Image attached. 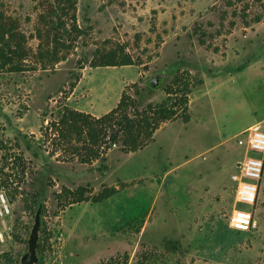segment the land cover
<instances>
[{
    "label": "rangeland",
    "instance_id": "374dc122",
    "mask_svg": "<svg viewBox=\"0 0 264 264\" xmlns=\"http://www.w3.org/2000/svg\"><path fill=\"white\" fill-rule=\"evenodd\" d=\"M69 1L73 8L0 0V16L26 37V60L16 61L22 71L0 69V162L10 149L27 166L23 194L8 196L14 231L0 247V264H20L28 250L31 198L41 181L37 264H101L124 255L128 264H264V181L256 227L240 233L228 222L230 176L244 153L236 137L264 125V0ZM49 4L64 10L52 15ZM107 53L132 64L95 66ZM168 70L189 71L196 82L189 123L170 122L144 149L113 148L92 164L56 151L45 129L66 109L100 117L125 93L140 108L162 103ZM122 184L131 186L99 204L62 210L57 198L64 188L98 194Z\"/></svg>",
    "mask_w": 264,
    "mask_h": 264
},
{
    "label": "trees",
    "instance_id": "16d2710c",
    "mask_svg": "<svg viewBox=\"0 0 264 264\" xmlns=\"http://www.w3.org/2000/svg\"><path fill=\"white\" fill-rule=\"evenodd\" d=\"M60 3L68 4L71 8L74 7L69 0H60ZM48 6L49 13L55 16L57 10H64L60 6L57 9L50 4ZM51 23V30H54L56 23L52 21ZM58 26L62 28L65 23L62 22ZM25 42L26 37L18 35L14 27L9 25L4 17L0 16V69L10 66L13 71H22L21 65L16 61L23 62L26 60L25 47H23ZM130 64H132L130 58L119 59L115 53L100 54L94 58L95 66H125ZM166 74L167 80L172 79L165 89L167 98L162 103L150 104L145 108H140L137 101L125 93L113 110L100 117L66 109L60 119L51 122L45 129L49 138H53L56 151L63 150L67 154L66 156H69V160L92 164L106 160L107 154L113 148H118L124 154H131L144 149L154 141L155 134L170 122L180 120L185 124L189 123L191 120L190 96L196 86L194 77L189 71L181 73L177 70H168ZM0 146L1 150L4 146L2 142H0ZM9 151L10 149L7 150L6 155L1 157L0 191H5L7 196L14 200L17 195L24 192L22 187L26 183L20 175L24 174L27 166L22 155L15 156L13 153L8 155ZM7 169L8 172H6ZM129 186L131 185L122 184L119 188H104L98 194H94L90 187H79L75 190L64 188L57 198L61 209L65 210L74 204L103 203ZM31 200L36 213L41 210V215H43L45 184L42 181L34 188ZM131 223L130 225L137 224L138 221L134 220ZM143 225L144 221H139L137 232L141 231ZM128 260V256L124 255L110 258L101 264H128Z\"/></svg>",
    "mask_w": 264,
    "mask_h": 264
},
{
    "label": "built area",
    "instance_id": "2783aa9c",
    "mask_svg": "<svg viewBox=\"0 0 264 264\" xmlns=\"http://www.w3.org/2000/svg\"><path fill=\"white\" fill-rule=\"evenodd\" d=\"M243 149L230 179L234 188V208L228 217L232 230L248 233L256 227L255 207L264 181V125L254 123L236 137ZM14 210L7 194L0 191V247L13 239Z\"/></svg>",
    "mask_w": 264,
    "mask_h": 264
},
{
    "label": "water",
    "instance_id": "95a60500",
    "mask_svg": "<svg viewBox=\"0 0 264 264\" xmlns=\"http://www.w3.org/2000/svg\"><path fill=\"white\" fill-rule=\"evenodd\" d=\"M161 83V77L155 76L150 81V85L153 88H158ZM42 225L41 210L37 211L35 216V223L33 225L31 235L28 240V250L21 258L20 264H37L38 263V244H39V233Z\"/></svg>",
    "mask_w": 264,
    "mask_h": 264
},
{
    "label": "flooded vegetation",
    "instance_id": "af4514ba",
    "mask_svg": "<svg viewBox=\"0 0 264 264\" xmlns=\"http://www.w3.org/2000/svg\"><path fill=\"white\" fill-rule=\"evenodd\" d=\"M161 81H162V79H161Z\"/></svg>",
    "mask_w": 264,
    "mask_h": 264
}]
</instances>
